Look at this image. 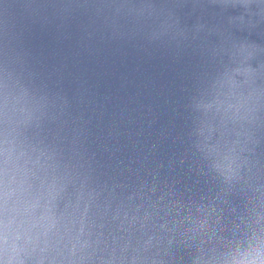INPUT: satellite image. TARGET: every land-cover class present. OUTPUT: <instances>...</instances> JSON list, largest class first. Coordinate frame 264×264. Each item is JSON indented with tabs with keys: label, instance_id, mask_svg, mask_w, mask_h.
Returning <instances> with one entry per match:
<instances>
[{
	"label": "clouds",
	"instance_id": "obj_1",
	"mask_svg": "<svg viewBox=\"0 0 264 264\" xmlns=\"http://www.w3.org/2000/svg\"><path fill=\"white\" fill-rule=\"evenodd\" d=\"M203 3L197 32L217 34L219 46L206 54L194 85L201 99L186 105L203 118L188 128V151L168 163L183 166L191 158L219 181L228 199L218 195L198 215L184 214L179 200L169 201L163 215L101 210L80 180L90 173L70 172L56 146L59 132L51 125L60 118L35 95L47 85L34 71L22 83L30 62L24 24L0 19V264H264V182L254 179L250 159L252 126L264 120V42L249 39L264 29V0ZM21 9L41 27L64 32L79 17L87 39H139L146 50L175 56L198 38L182 27L179 0H29ZM67 108L68 99L61 115ZM216 121L223 132L210 143ZM75 132L87 139L83 117ZM160 167L149 174L159 178ZM67 182L80 184L74 198L65 196ZM114 221L127 235L109 233V243L104 229Z\"/></svg>",
	"mask_w": 264,
	"mask_h": 264
},
{
	"label": "water",
	"instance_id": "obj_2",
	"mask_svg": "<svg viewBox=\"0 0 264 264\" xmlns=\"http://www.w3.org/2000/svg\"><path fill=\"white\" fill-rule=\"evenodd\" d=\"M27 2L0 0V19L25 26L23 44L30 62L22 83L34 71L47 85L35 95L50 114L55 112L60 118L59 125H51L59 132L56 146L70 172L90 173L87 180L83 175L80 180L85 191L96 196L101 210L110 206V213L119 207L129 215L143 216L145 211L163 215L169 201L179 200L184 214L191 209L198 215L197 208L208 207L218 195L228 199L219 181L200 172L191 158L183 166L168 167L170 160L188 151V128L198 117L203 118L201 111H189L186 105L201 99L194 85L203 76L206 54L219 46L217 34L197 32L203 23V0H179L182 27L198 37L184 45L179 56L164 48L146 50L139 39L108 40L99 34L87 39L79 17L64 32L32 24L20 15L21 5ZM249 39L264 42V29L249 33ZM213 67L219 68V62ZM67 99L69 108L61 115ZM82 117L87 121V139L75 132ZM222 132L218 121L214 122L210 143ZM250 147L254 179L264 182L262 119L252 126ZM158 165H162L161 176L153 178L149 173ZM79 186V182H67L66 198H74ZM216 203L227 211L226 203ZM63 205L64 201L58 202V209ZM109 233L127 235L116 221L104 229L111 243Z\"/></svg>",
	"mask_w": 264,
	"mask_h": 264
}]
</instances>
